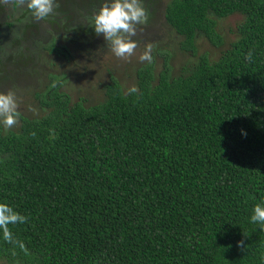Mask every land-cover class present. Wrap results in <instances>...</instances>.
Listing matches in <instances>:
<instances>
[{
    "label": "trees",
    "instance_id": "16d2710c",
    "mask_svg": "<svg viewBox=\"0 0 264 264\" xmlns=\"http://www.w3.org/2000/svg\"><path fill=\"white\" fill-rule=\"evenodd\" d=\"M237 12V39L188 75L159 50L157 73L152 56L135 91L109 74L94 104L47 76L45 114L0 130V203L25 218L0 230V264H264V0H171L165 20L196 56Z\"/></svg>",
    "mask_w": 264,
    "mask_h": 264
},
{
    "label": "rangeland",
    "instance_id": "374dc122",
    "mask_svg": "<svg viewBox=\"0 0 264 264\" xmlns=\"http://www.w3.org/2000/svg\"><path fill=\"white\" fill-rule=\"evenodd\" d=\"M5 1L6 5L0 4L1 13L5 12L3 7L9 5L8 12L12 11L17 14L14 17L23 16L22 18H25V14L28 13L30 19L36 22L37 19L23 4L18 7L17 0ZM62 2L60 13L56 11L57 5H54L52 13L44 20H37L43 33L38 31L31 35L32 29L25 30V35H29L22 38L21 44L24 45V48L17 53L12 55L9 52V50L17 48L8 37H14L15 29L12 35L6 34L5 31L0 39V48L2 49H0L1 84H4L5 92L9 90L15 92L17 112L25 118L45 114L43 110H40L34 95L44 90L48 84L47 76L49 74H66L69 80L65 87H62V91L68 92L71 89L69 91L72 93H83L79 95H84L89 102L94 104L95 101L102 100L104 95L101 89L108 82L109 74H113L124 89L135 87L136 69L147 62L139 59L146 44H150L152 47L151 54L154 56L156 73L160 70L162 62L156 52L168 50L172 58L174 75L185 76L196 67L199 56L203 53H208L210 61L220 58L228 45L237 39L236 27L244 20L243 15L238 12L223 18H216L215 29L224 41L223 46L214 48L204 37H198L195 40L197 55L192 56L189 52L181 49L180 43L183 38L165 20V10L171 0H143V6L147 10V22L138 25L136 34L132 37L136 41L133 54L121 58L115 56L108 43L90 28L89 21L100 7L102 0H62ZM5 16L10 17L7 14ZM50 21H53V25L51 28H47ZM35 34H38L37 39H34L33 42V38L28 40ZM46 35L51 38L45 42L43 39ZM51 42L55 47L67 49V59L57 57L46 50L45 47ZM19 124L18 119L11 127L0 124V130L2 132L16 131Z\"/></svg>",
    "mask_w": 264,
    "mask_h": 264
},
{
    "label": "clouds",
    "instance_id": "9594fccd",
    "mask_svg": "<svg viewBox=\"0 0 264 264\" xmlns=\"http://www.w3.org/2000/svg\"><path fill=\"white\" fill-rule=\"evenodd\" d=\"M23 4L37 20H44L53 12L58 0H17V6ZM147 22V10L143 0H103L98 10L93 14L89 23L90 28L106 41L112 53L121 58L131 56L136 48L132 37L136 34L137 26ZM152 47L144 46L139 56L141 61H152ZM135 91V89H131ZM17 98L15 92L9 90L0 92V124L11 127L17 122ZM24 217L15 212L7 203H0V230L6 240L11 239L8 229L10 223L23 222ZM250 220L264 225V200L252 208Z\"/></svg>",
    "mask_w": 264,
    "mask_h": 264
},
{
    "label": "flooded vegetation",
    "instance_id": "af4514ba",
    "mask_svg": "<svg viewBox=\"0 0 264 264\" xmlns=\"http://www.w3.org/2000/svg\"><path fill=\"white\" fill-rule=\"evenodd\" d=\"M4 2H6V1L5 0L4 1H0V4H5ZM58 2L60 3V5L63 4L62 0H58ZM7 7L6 6L3 7L4 10H5L4 13L0 12V23H1L0 24V39L2 38V33H4L5 31L7 32L6 34L12 35L13 30L14 29L16 30V33L14 34V37L8 36L9 39L11 38V40L13 41L15 47H17V48H14V50H11V51L8 49L9 52L13 55V53H17L19 50L24 48V45L21 44L22 40H23L22 38H25V37H27L29 35V34L25 35V33H26L25 30L26 29H28V30L32 29L31 33H30L31 35H33V33H36L38 31L43 33V30H42L40 24L37 23V20L35 22L32 19H30V14H28V13L25 14V18H22L23 16L14 17L17 14H14L12 11L8 12ZM5 14L10 15V17L9 16H5ZM20 21H22V22H20ZM10 22H11V24H9ZM51 25H53V21H50V23L48 24L49 27H47V28H51ZM40 28H41V31H40ZM37 35L38 34H35V36L29 37L28 40L33 38V40H32V42H33L34 39L38 38ZM50 38H51L50 36L46 35L44 37L43 41L46 42ZM6 52H8V51H6ZM0 59H1V56H0ZM1 82H2V80L0 79V92H5V90L3 89L5 86H3L4 84H1Z\"/></svg>",
    "mask_w": 264,
    "mask_h": 264
}]
</instances>
